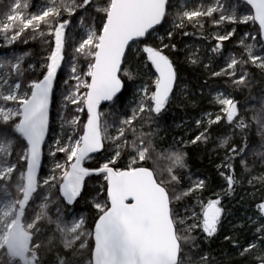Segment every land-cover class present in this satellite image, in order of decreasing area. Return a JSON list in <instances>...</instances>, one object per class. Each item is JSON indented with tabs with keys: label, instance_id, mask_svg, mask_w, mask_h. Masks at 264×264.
<instances>
[{
	"label": "snow or ice",
	"instance_id": "snow-or-ice-1",
	"mask_svg": "<svg viewBox=\"0 0 264 264\" xmlns=\"http://www.w3.org/2000/svg\"><path fill=\"white\" fill-rule=\"evenodd\" d=\"M32 7L8 0L0 18L9 44L29 31L49 44L42 79L28 76L27 53L0 59V264H217L203 244L225 228L223 201L244 183L264 192V90L253 104L212 89L217 111L203 110L188 140L166 139L164 121L190 95L181 53L241 93L254 83L253 68L264 75V0H47L37 12ZM190 25H210L201 37L212 42L185 41L196 35ZM239 25L257 27L229 49ZM62 65L69 70L65 115L42 178ZM189 145L223 151L219 192L212 178L192 172ZM97 177L103 183L93 188ZM206 192L214 198L205 201ZM81 201L92 209L89 218L77 214ZM249 223L251 239H224L242 264H264V195L241 230Z\"/></svg>",
	"mask_w": 264,
	"mask_h": 264
},
{
	"label": "trees",
	"instance_id": "trees-1",
	"mask_svg": "<svg viewBox=\"0 0 264 264\" xmlns=\"http://www.w3.org/2000/svg\"><path fill=\"white\" fill-rule=\"evenodd\" d=\"M43 0H31L33 7L31 10L39 9L42 5ZM8 0H0V18L2 17L3 12L7 10ZM241 6H243L241 4ZM257 26L249 25H239L237 36H234L230 41H226L225 45L231 49L233 47H238L235 41L240 37L243 32L251 31L255 33ZM211 29V26H206L205 29H200L198 27L189 26L188 30L195 33L196 35L189 37H184L185 41H188L189 44L195 46H202L211 43V39L205 40L201 37V33L207 34ZM30 34L26 32L24 35ZM45 37H32L26 38L24 36L18 38L16 41L15 51L16 56L25 55V64L27 65L28 76L31 79H42V72L44 71L43 65L46 60V56L49 51V44L45 43ZM181 63V75L183 81L187 85L186 91L190 93L188 95L190 100H193V103L188 101H181L179 103L173 104L171 110L167 113L166 119L164 121V126H166L167 131L164 132L166 139H171L173 137L179 139L183 137L185 140L193 138L198 133V127L192 130L188 136H184L183 132H180L179 129H175L174 126L185 118L192 117L195 120L203 115V110H208L209 112H216V106L209 101V95L212 89H220L221 91L231 93L243 101H248L250 103H256L260 97L261 91L264 90V75H261L259 69L253 68L252 71L255 73V80L249 89L243 93L234 90L227 83L224 82L223 78H209L207 75V69L202 67H195L189 65L183 61V53L180 57ZM218 62L213 61L212 67L217 68ZM68 69L63 65L61 70L57 74V86L55 88V101L57 98L64 92L65 85L64 80L68 77ZM207 80V85L204 84V81ZM203 87V92L201 88ZM181 88H184V84H181ZM55 108V107H54ZM84 119L82 115V120ZM221 125H224L219 129L220 132L226 130V124L224 121H221ZM251 138L254 142L260 140L258 133L253 131L251 133ZM213 146L205 147L200 145H189V164L192 172L195 176H207L212 178V187L216 192L220 191V185L224 184V178L218 175L216 164L220 162V159L223 157V151L220 150L219 155L213 151ZM258 159V158H257ZM92 163V162H90ZM194 176V178H195ZM103 181L97 177L94 180V184H102ZM93 187V185H92ZM261 195H264V192L259 190V185H256V189L253 190L252 186L247 183H244L241 187L237 189V192L234 195L228 196L223 201L225 207L230 213L228 220L225 221V228L221 233H218L217 238L212 242H204L203 247L206 252H210L217 264H242L243 258L240 256L239 251L235 248L232 243L224 239L225 235H234L238 236L241 240V243L245 239H251V232L249 229L252 225L249 223L244 230H241L240 225L245 222L246 216H251L254 210V200H258ZM205 201L209 198H214L212 192H206L203 196ZM77 214L81 215L86 214L87 218L92 214V210L89 205L84 201H81L77 206ZM91 222V220H89Z\"/></svg>",
	"mask_w": 264,
	"mask_h": 264
},
{
	"label": "rangeland",
	"instance_id": "rangeland-1",
	"mask_svg": "<svg viewBox=\"0 0 264 264\" xmlns=\"http://www.w3.org/2000/svg\"><path fill=\"white\" fill-rule=\"evenodd\" d=\"M45 3H47V0H43L42 5H44ZM40 8L36 9V10L35 9L34 10L29 9L28 11L37 12V11L40 10ZM36 36L42 38L39 35H36ZM24 37L30 38V34L24 35ZM16 43H17V41L15 40L13 43L9 44L8 41L4 38L3 34H0V59L9 58V57H11L13 55L16 56L15 53H17V52L14 50L15 47H16ZM13 46H15V47H13ZM193 46H195V45H193ZM237 46H238V44H237ZM47 56H48V54H47ZM47 56H46V58H47ZM216 69L219 70L218 66H217ZM54 94H55V91H54ZM210 94L212 96H215V92L214 91L211 92ZM131 99H132L131 92H129L124 97V104H125L126 109L129 106V101ZM181 101H188L190 103H193V100H190L188 96L186 98L182 97ZM61 104H62V94L55 101V106H54V103H53V105L51 107V110H50V121H51L50 126L53 129V131H50L49 136L47 137L46 142H45V148H44L45 160L42 162V170H41V173H40L42 178L45 175L49 174V172L51 170V167H52V159L50 157H48V148H49V146L51 144V141L55 137H57L59 135V133H60V124H61L60 117L65 115V113L61 110ZM204 118L207 119V117H204ZM194 121H195V119L192 118V117L185 118L182 121H179L174 126V128L175 129H179L180 132H183L184 136H188L192 132V130L197 128V125L194 123ZM60 156L62 158V154H60ZM92 185H93V188L96 186V184H94V183ZM92 185H91V187H92ZM82 216L87 218L86 214H82ZM89 223H91V222L89 221Z\"/></svg>",
	"mask_w": 264,
	"mask_h": 264
},
{
	"label": "water",
	"instance_id": "water-1",
	"mask_svg": "<svg viewBox=\"0 0 264 264\" xmlns=\"http://www.w3.org/2000/svg\"><path fill=\"white\" fill-rule=\"evenodd\" d=\"M55 90V89H54ZM47 139V138H46Z\"/></svg>",
	"mask_w": 264,
	"mask_h": 264
}]
</instances>
